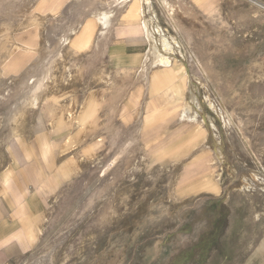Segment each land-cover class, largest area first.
Wrapping results in <instances>:
<instances>
[{
    "label": "rangeland",
    "instance_id": "rangeland-1",
    "mask_svg": "<svg viewBox=\"0 0 264 264\" xmlns=\"http://www.w3.org/2000/svg\"><path fill=\"white\" fill-rule=\"evenodd\" d=\"M142 1L0 0V156L37 102L78 108L105 43L146 32L136 20L155 38L145 67L186 95L161 130H104L17 264H208L264 247V0H149L141 14Z\"/></svg>",
    "mask_w": 264,
    "mask_h": 264
},
{
    "label": "crops",
    "instance_id": "crops-1",
    "mask_svg": "<svg viewBox=\"0 0 264 264\" xmlns=\"http://www.w3.org/2000/svg\"><path fill=\"white\" fill-rule=\"evenodd\" d=\"M103 16L98 24L102 31L109 30L114 21L110 24L108 14ZM136 21L146 32H129L105 43L103 68L92 75L99 74L100 82L80 97L78 108L65 99L37 102L26 132L8 140L0 156V264H17L39 241L52 198L74 177L77 158L103 152L104 130L135 129L141 135L161 130L167 112L185 101L186 95L174 98L169 87L157 80L155 66L145 69L154 39L147 23ZM83 28V24L75 27L77 41L84 37ZM121 113L126 118L117 119ZM227 257L208 264H264V247Z\"/></svg>",
    "mask_w": 264,
    "mask_h": 264
},
{
    "label": "bare ground",
    "instance_id": "bare-ground-1",
    "mask_svg": "<svg viewBox=\"0 0 264 264\" xmlns=\"http://www.w3.org/2000/svg\"><path fill=\"white\" fill-rule=\"evenodd\" d=\"M132 1H133V0H112V2H113V4H114V7H121V6H123L126 2L130 4ZM142 2H143V3H142L141 10H140V13H141V14L144 13V12H147V11H145V8H144L145 6H144V5H146V4L148 5V4L150 3V1H149V0H143ZM164 4L168 5V3H167L166 1H164ZM132 5H133V4H132ZM133 6H134V5H133ZM129 7H130V5H129ZM129 7H128V8H129ZM138 7H139V5H138ZM136 8H137V7H136ZM146 10H147V9H146ZM110 12H112V11L110 10ZM137 12H138V10H137ZM105 13H106V12H105ZM111 15H112L111 13L108 14V16H109L110 18H111ZM151 15L154 16V14H151ZM112 16H113V15H112ZM103 17H105L106 20H107V18H108L107 15H106V16H103ZM100 19H101V18H100ZM104 23H105V21H104ZM108 23H109V21H108ZM108 23H107V24H108ZM105 24H106V23H105ZM155 25H156V24H155ZM106 26H107V25H106ZM153 27H154V26H153ZM151 30H152V29H151ZM149 32H150V31H149ZM155 32L158 33V34H159V33L161 34V27L158 26V25H156L155 28H154V33H155ZM163 34H164V33H163ZM151 35H152V38H153V35H154V34L151 33ZM155 37H156V36H155ZM153 39H155V38H153ZM155 41H156V40H155ZM161 41H162V40H161ZM86 42H87V41H86ZM155 43H156V42H155ZM164 44H165V43H164ZM169 57H170V56H169ZM169 57H168V58H169ZM166 58H167V57H166ZM163 59H165V57H164ZM161 60H162V59H161ZM169 60H170V58H169ZM144 66H146V64H145ZM145 69H147V67H145ZM96 73H97V72H96ZM32 75H33V77H34V74H32ZM95 75H96V74H95ZM30 76H31V75H30ZM46 77H47V76H46ZM43 80H44V79H43ZM29 81H32V82H33L34 80H33V78H32V80H31V78H28V83H29ZM44 82H45V81H44ZM30 84H31V83H30ZM34 84H35V83H34ZM34 84H31V85H34ZM36 84H37V88H36V89L34 88L35 90H37V89L40 88L41 81H38V83H36ZM35 87H36V86H35ZM41 87H42V85H41ZM32 97H33V95H32ZM32 97H31V98H32ZM33 98H34V97H33ZM46 98H47V96L44 98V100H45ZM33 100H34V99H33ZM33 100H32V101H33ZM30 101H31V99H30ZM30 101H29V102H30ZM32 101H31V102H32ZM31 102H30V103H31ZM33 103H34V101H33ZM24 104H25V103H24ZM24 104H23V106H26V105H27V104H25V105H24ZM28 105H29V104H28ZM36 105H37V103H36ZM14 106H15V105H14ZM23 106H22V107H23ZM22 107H21V108H22ZM20 110H22V109H20ZM21 112H22V111H21ZM18 113H20V112H18ZM6 126H7V125H6ZM3 127H4V126H3ZM17 132H18V131H17Z\"/></svg>",
    "mask_w": 264,
    "mask_h": 264
}]
</instances>
